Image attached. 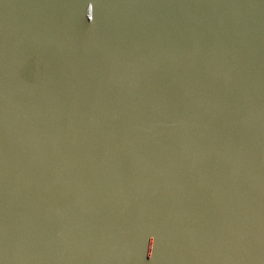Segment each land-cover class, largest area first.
Returning a JSON list of instances; mask_svg holds the SVG:
<instances>
[{"label":"water","instance_id":"1","mask_svg":"<svg viewBox=\"0 0 264 264\" xmlns=\"http://www.w3.org/2000/svg\"><path fill=\"white\" fill-rule=\"evenodd\" d=\"M0 264H71L1 187Z\"/></svg>","mask_w":264,"mask_h":264}]
</instances>
